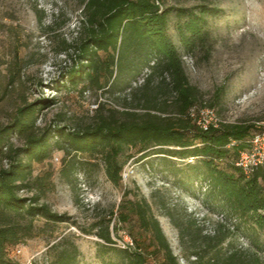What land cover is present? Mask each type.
Returning a JSON list of instances; mask_svg holds the SVG:
<instances>
[{"label":"rangeland","instance_id":"obj_1","mask_svg":"<svg viewBox=\"0 0 264 264\" xmlns=\"http://www.w3.org/2000/svg\"><path fill=\"white\" fill-rule=\"evenodd\" d=\"M160 6L170 10L167 34L182 56L190 81L202 90L205 106L220 92L215 107L222 120L263 127L264 0H160ZM83 9L82 0H0V129L29 104L38 109L32 128L38 135L49 125L64 127L66 132L82 129L95 120L102 105L121 111L118 119L127 118L122 111H147L144 99H139L145 92L139 89L156 58L147 66L141 57L131 54L115 68L120 76L115 89L99 88L88 79L74 83L67 78L66 71L78 58L74 47L68 53L63 50L62 40L72 45L79 41ZM203 10L207 38L204 44L189 49L178 26ZM186 32L190 35L188 29ZM160 77L157 73L155 83ZM47 100L53 101L45 103ZM5 137L7 142L0 144V169L17 158L31 163L24 179L28 186L19 195H38L41 203L67 216L59 223L35 221L33 236L11 247V257L20 264L29 260L45 264L53 255L51 246L62 240L78 245V264H122V254L105 249V242L95 233L109 223L115 242L112 247L127 241L135 246L133 234L138 233L133 222L118 218L125 190L131 191L130 199H147L181 264H193L195 248L190 239L199 229L202 237L218 232L225 237L223 243L209 249L207 259L218 255L224 259L238 250L240 259L264 264V232H252L248 220L239 222L204 187L201 192L195 187V178L206 175L197 158L189 163L153 150L143 157L137 147H126L120 157L124 161L122 183L116 185L107 176L101 154L68 152L60 148L61 138L54 136L49 156L31 160L14 152L26 145L24 133L14 131ZM22 223L28 222L24 219ZM251 238L262 247L251 246ZM17 247L21 252L14 251Z\"/></svg>","mask_w":264,"mask_h":264},{"label":"trees","instance_id":"obj_2","mask_svg":"<svg viewBox=\"0 0 264 264\" xmlns=\"http://www.w3.org/2000/svg\"><path fill=\"white\" fill-rule=\"evenodd\" d=\"M82 1L83 33L79 41L72 45L62 40L63 50L68 53L74 47L78 58L66 71L67 78L74 83L88 79L99 88L115 89L120 78L115 68L123 65L131 54L141 57L147 66L156 58L151 73L139 89L145 92L139 99H144L147 111L141 114L122 111L127 118L118 119L121 111L102 105L95 120L82 129L66 132L64 127L49 125L38 135L32 130L38 109L29 104L19 108L14 121L0 129V144L4 145L5 136L9 138L14 131L24 133L26 145L16 148L15 154L31 160L44 159L49 156L52 138L58 136L63 144L60 148L68 152L101 154L107 176L116 185L122 183L124 161L120 157L126 147H137L143 157L153 150L155 154L189 163L197 158L206 171L205 176L194 180L198 191H203L204 187L209 196L226 207L229 215L239 217V222L248 220L252 232H264V164L256 166L249 174L237 165L240 152L250 147L249 139L264 130V126L245 122H222L208 130L198 126L190 110L199 104L205 106L203 92L190 81L182 56L167 34L170 10L162 9L160 0ZM206 14L205 10L193 13L185 25L178 26L181 39L189 49L204 44L207 38L208 32L202 23ZM157 73L161 77L155 83ZM219 96L220 92L212 97L209 106L215 107ZM30 166V162L17 158L7 168L0 169V264H20L11 257V247L33 236L36 220L48 224L67 220L65 214L41 203L38 195L29 198L19 195L20 189L28 186L24 179ZM130 193V190L124 192L118 218L124 223L133 222L138 233L133 234L135 246L112 247L115 242L109 223L95 233L105 242L102 246L122 254V264H181L150 203L145 197L130 199ZM24 219L28 223H22ZM201 234L199 229L190 239L195 248L193 264H251L240 259L242 252L238 250L224 259L219 255L207 259L209 249L223 243L225 237L219 232L213 237ZM184 237L182 229V241ZM210 238L216 241L212 243ZM250 240L251 246L262 247ZM51 250L53 255L45 264L79 263L80 249L74 241H59Z\"/></svg>","mask_w":264,"mask_h":264},{"label":"built area","instance_id":"obj_3","mask_svg":"<svg viewBox=\"0 0 264 264\" xmlns=\"http://www.w3.org/2000/svg\"><path fill=\"white\" fill-rule=\"evenodd\" d=\"M97 105H92L96 108ZM190 114L195 118L198 126L203 130H208L211 126L218 127L222 122H227L222 120L217 113L215 107L211 106H194L190 110ZM250 147L248 149L242 150L237 161L245 173L249 174L256 166L264 164V130L259 131L254 134L250 139ZM132 241H127L123 244L125 246H131ZM17 252H21V249H17ZM28 264H32V261H28Z\"/></svg>","mask_w":264,"mask_h":264}]
</instances>
